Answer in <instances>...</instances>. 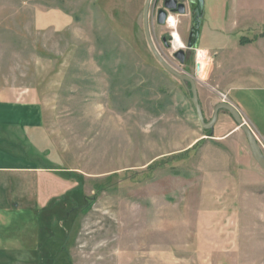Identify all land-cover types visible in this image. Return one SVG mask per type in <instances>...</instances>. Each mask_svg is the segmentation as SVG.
Masks as SVG:
<instances>
[{
	"label": "rangeland",
	"instance_id": "obj_1",
	"mask_svg": "<svg viewBox=\"0 0 264 264\" xmlns=\"http://www.w3.org/2000/svg\"><path fill=\"white\" fill-rule=\"evenodd\" d=\"M145 1L0 0V101H39L47 115L34 137L0 130V154L35 167L0 172V264H264V187L224 169L220 147L192 145L210 131L151 53ZM222 1L204 0L202 23ZM225 3L234 33L244 17L255 29L264 0ZM151 15L159 55L196 76L192 8L169 14L174 26Z\"/></svg>",
	"mask_w": 264,
	"mask_h": 264
},
{
	"label": "crops",
	"instance_id": "obj_2",
	"mask_svg": "<svg viewBox=\"0 0 264 264\" xmlns=\"http://www.w3.org/2000/svg\"><path fill=\"white\" fill-rule=\"evenodd\" d=\"M225 4L223 0L219 15L213 24L207 20L201 26L198 46L202 47L203 52L196 57L195 77L199 79V73L203 68L204 77L199 79L198 85L200 80H204L206 85L202 91L197 85L198 101L204 121L209 122L214 108L220 103H225L221 99V96H224L226 102L238 110L264 155V6L254 8L256 14L253 18L256 20L251 24L255 29L251 31L250 28L244 29L250 24L244 17L238 23L243 29L237 35L229 20L234 13L231 11L227 15ZM236 11L239 12L238 9ZM63 22L64 18L61 17L53 26H61ZM45 112L44 105L39 101H0V130L4 127L7 130L15 129L25 133H22V136L34 137L46 129ZM201 140H204L206 145L220 147L224 169L234 171L241 178L250 176L248 184L250 186L259 189L264 187V173L255 163L244 133L228 112L219 111L210 135L201 136L194 140L192 145ZM34 169L33 164L23 159L0 154V172ZM242 181L244 185V180ZM257 198L264 201V195H257Z\"/></svg>",
	"mask_w": 264,
	"mask_h": 264
},
{
	"label": "water",
	"instance_id": "obj_3",
	"mask_svg": "<svg viewBox=\"0 0 264 264\" xmlns=\"http://www.w3.org/2000/svg\"><path fill=\"white\" fill-rule=\"evenodd\" d=\"M152 0H146L144 9H143V29L145 38L148 44V47L155 57V59L158 61V63L163 67V69L175 77L179 82L185 87L189 95L191 96V104L193 106V109L196 113V117L198 119V122L201 126V128L204 131H211L213 129L214 124L217 120V114L219 111L224 110L229 113V115L232 117V119L237 124V127L244 133L250 153L255 161V163L264 171V155L261 152L254 136L252 135L249 128L246 126L244 121L241 118L240 113L238 110L231 105L228 102L220 103L218 104L213 111V116L211 120L207 123H205L202 109L198 101V94H197V85L199 83V79H202L204 77L205 70L202 68L199 73V79L195 76H190L186 73H181L177 68L171 67L157 52L155 49V46L153 45L152 39L150 37V31H149V9L151 5ZM166 8L171 10V12H175V8L172 6H169L168 3L166 4ZM177 14L184 15L185 14V8L183 5H179L177 9ZM203 13H204V0H196V5L192 10V25L188 37V41L186 44V49L188 51H194L196 50L197 43L200 37L201 32V26H202V20H203ZM166 14L164 11H159L158 18H157V24L159 26H164L166 24ZM172 43V42H171ZM173 58L177 60L181 65H184L185 63V52L183 50H178L176 53L173 54Z\"/></svg>",
	"mask_w": 264,
	"mask_h": 264
},
{
	"label": "flooded vegetation",
	"instance_id": "obj_4",
	"mask_svg": "<svg viewBox=\"0 0 264 264\" xmlns=\"http://www.w3.org/2000/svg\"><path fill=\"white\" fill-rule=\"evenodd\" d=\"M151 3L152 4L150 5L149 13H150V11L152 12V15H151L152 19L153 20L155 19L156 23H157L159 11L165 12L166 20H167V17L169 16V14H177L176 11H177L179 5L184 6L185 12H186V8H192V10H193V8L196 5V0H152ZM167 3L169 6H172L173 8H175V10H174L175 12H171V10L166 8ZM160 41L164 47H167V48L170 47V40H169L168 36H166V35L161 36ZM186 61H187V53L185 52V63H186Z\"/></svg>",
	"mask_w": 264,
	"mask_h": 264
},
{
	"label": "bare ground",
	"instance_id": "obj_5",
	"mask_svg": "<svg viewBox=\"0 0 264 264\" xmlns=\"http://www.w3.org/2000/svg\"><path fill=\"white\" fill-rule=\"evenodd\" d=\"M168 23H169L170 25L174 26L172 20L169 19V20H168ZM171 38H172V43H171V45H172V49H173V50H174V49H180V48H183V47H184V44H183V42H182V40H181L179 34H178L176 31L172 33Z\"/></svg>",
	"mask_w": 264,
	"mask_h": 264
},
{
	"label": "built area",
	"instance_id": "obj_6",
	"mask_svg": "<svg viewBox=\"0 0 264 264\" xmlns=\"http://www.w3.org/2000/svg\"><path fill=\"white\" fill-rule=\"evenodd\" d=\"M168 20H169V17L167 18V22H168ZM221 99H222V102H226V99L224 96H221Z\"/></svg>",
	"mask_w": 264,
	"mask_h": 264
}]
</instances>
